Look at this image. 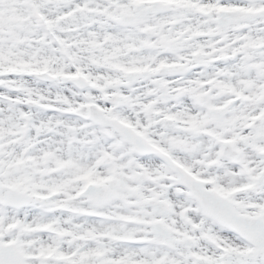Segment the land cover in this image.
<instances>
[{"label":"snow or ice","instance_id":"6c2138e0","mask_svg":"<svg viewBox=\"0 0 264 264\" xmlns=\"http://www.w3.org/2000/svg\"><path fill=\"white\" fill-rule=\"evenodd\" d=\"M0 264H264V0H0Z\"/></svg>","mask_w":264,"mask_h":264}]
</instances>
